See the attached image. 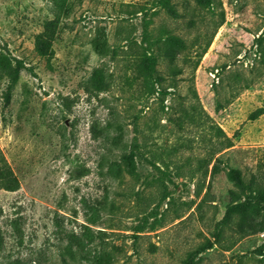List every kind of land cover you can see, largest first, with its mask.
<instances>
[{
    "label": "rangeland",
    "instance_id": "374dc122",
    "mask_svg": "<svg viewBox=\"0 0 264 264\" xmlns=\"http://www.w3.org/2000/svg\"><path fill=\"white\" fill-rule=\"evenodd\" d=\"M156 1L0 0V264H264V0Z\"/></svg>",
    "mask_w": 264,
    "mask_h": 264
},
{
    "label": "trees",
    "instance_id": "16d2710c",
    "mask_svg": "<svg viewBox=\"0 0 264 264\" xmlns=\"http://www.w3.org/2000/svg\"><path fill=\"white\" fill-rule=\"evenodd\" d=\"M203 1V0H199ZM152 7L153 9L156 7L164 8L170 14H175L171 0H157ZM145 8H141L139 13H147ZM155 12V11H154ZM151 21L145 19V24L143 26V44L149 43V46L143 45V49L141 54L138 57V61L136 63L137 73L140 78L144 80L146 84H150L152 91H155L156 86H159L163 82V78L158 75V56L155 51L152 49V45H154L153 41H149L150 37V28ZM57 35V27L52 22L47 23L46 29L37 35L35 41V51L41 57L46 58L47 60H51L54 57V48L53 43L55 37ZM23 67V64L20 61H17V67L12 70V83L16 82L20 75V70ZM10 186L7 188L11 191H15L18 189V180L15 177H12L9 181ZM254 195L264 202V190L257 189Z\"/></svg>",
    "mask_w": 264,
    "mask_h": 264
},
{
    "label": "built area",
    "instance_id": "2783aa9c",
    "mask_svg": "<svg viewBox=\"0 0 264 264\" xmlns=\"http://www.w3.org/2000/svg\"><path fill=\"white\" fill-rule=\"evenodd\" d=\"M217 73H218V70H216V73H214V74H212L213 75V77L214 78H216L217 80H216V82L218 83L219 82V80H218V77H217Z\"/></svg>",
    "mask_w": 264,
    "mask_h": 264
}]
</instances>
